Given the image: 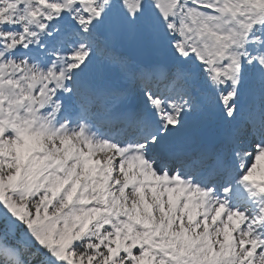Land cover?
Segmentation results:
<instances>
[{
  "label": "snow or ice",
  "instance_id": "snow-or-ice-1",
  "mask_svg": "<svg viewBox=\"0 0 264 264\" xmlns=\"http://www.w3.org/2000/svg\"><path fill=\"white\" fill-rule=\"evenodd\" d=\"M0 264H264V0H0Z\"/></svg>",
  "mask_w": 264,
  "mask_h": 264
}]
</instances>
